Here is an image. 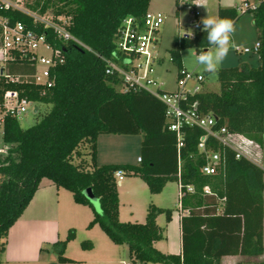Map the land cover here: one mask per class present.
<instances>
[{"label":"trees","instance_id":"obj_1","mask_svg":"<svg viewBox=\"0 0 264 264\" xmlns=\"http://www.w3.org/2000/svg\"><path fill=\"white\" fill-rule=\"evenodd\" d=\"M252 1L251 5L243 1L252 7L240 14L251 16L259 44L257 66L217 69L218 92L187 95L182 106L213 117L217 129L224 127L228 134L240 136L259 149L264 136V0ZM149 2L37 0L26 6L32 13L51 11L68 18V32L89 51L73 44L65 46V61L50 73L49 87L31 79H20L15 84L0 81V101L3 92L14 90L37 107L36 121L26 129L20 128L15 118L3 120L0 254L5 250L9 229L28 206L42 179L69 192L75 204L92 208L84 196L90 190L101 213H93L87 227L98 226L114 245H126L136 264H221L223 257H241L244 264H257V258L264 254V171L245 157L236 159L233 151L224 148L216 172L202 174L205 158L197 145L203 132L182 127L183 146L177 150L164 106L143 90L121 92V80L105 74L104 61L116 54L115 38L123 21H140ZM240 14L235 8L217 10L218 17L231 20L233 25ZM0 18L43 32L29 16L16 10H0ZM199 21L195 17L193 23ZM201 27L191 37L173 39L168 53L177 70L176 80L185 72L179 59L181 50L193 49L198 54L211 48ZM5 72L15 77L32 75L34 67L16 60L5 66ZM100 135H141L139 165H97L96 142ZM207 147L214 149L216 143L210 140ZM118 170L124 177L141 179L151 194L160 193L169 181L177 182L182 193L178 206L185 212L179 223L178 255L164 254L153 247L164 239L156 217L164 214L169 222L171 210L151 205L143 224L119 221L114 177ZM72 238L70 232L51 246L58 263L73 262L63 256ZM81 248L89 250L92 245L82 243Z\"/></svg>","mask_w":264,"mask_h":264},{"label":"built area","instance_id":"obj_2","mask_svg":"<svg viewBox=\"0 0 264 264\" xmlns=\"http://www.w3.org/2000/svg\"><path fill=\"white\" fill-rule=\"evenodd\" d=\"M199 1L196 0L195 2ZM251 7L244 3L239 11L243 12ZM190 8L197 18L199 13L196 11L194 2ZM0 10L22 12L31 18L33 25L43 29V32L38 33L35 28H29L19 22L10 24L7 20L0 18V81H4V83L15 84L20 79L23 81L31 79L35 84L49 87L52 85L50 73L65 61V46L73 44L78 49L89 51L86 46L68 32L69 19L64 16H55L51 11L43 14L32 13L25 8L24 0H0ZM163 22L164 17L160 13L149 11L144 14L140 21L132 18L125 19L115 38L116 54L113 55L112 59L104 61L106 65L105 74L121 80V92L129 89L143 90L164 106L168 130L175 134L177 150L183 146L180 131L182 127L198 128L203 132L197 145L198 152L203 154L205 158V165L201 169L202 174L210 176L216 172L220 162L221 150L224 148L233 151L236 159L240 157L249 159L243 152V148L254 146L251 142L240 136L228 134L224 127L217 129L213 117L204 116L195 109L183 108L182 104L187 95L201 92L198 87L204 80L201 75L184 72L175 81L177 87L173 92L160 90L156 83L149 79L151 65L156 56L157 32ZM197 25V23L194 24V30L199 29ZM258 47L259 44L255 43L252 49L235 48V52L257 53ZM16 60L22 61L27 66H33V74L17 77L7 75L5 66L14 64ZM189 82H193L195 85L191 90L186 89ZM33 105L27 99L20 98L17 91L7 90L3 92L0 101L1 131L5 117L17 119L26 114L28 108ZM210 140L216 143L214 149L207 147V142ZM2 152L0 150V153ZM137 161L140 162V159ZM114 177L116 182H121L124 178L123 172L121 170L116 171ZM186 190L190 192L191 188L187 187ZM181 197L182 193L178 185V201Z\"/></svg>","mask_w":264,"mask_h":264},{"label":"rangeland","instance_id":"obj_3","mask_svg":"<svg viewBox=\"0 0 264 264\" xmlns=\"http://www.w3.org/2000/svg\"><path fill=\"white\" fill-rule=\"evenodd\" d=\"M35 1L37 0H24L25 8H27L26 6L32 5ZM243 1L244 0H203L201 3H196V11L199 13L196 19L201 20L206 15L217 16V10L218 8H222V4L228 5V8H235L240 14L239 10L243 7ZM247 2L251 3L252 0H247ZM147 11L160 13L164 17V22L157 32L156 56L151 65V72L148 77L156 83L160 90L173 92L177 87L175 82L177 70L170 62L168 52L172 48V42L175 37L180 38L186 36L187 33L190 35V32L193 34L196 31L193 29L196 23H193L195 21L194 12L190 10V2L188 0H150ZM233 26L234 31L230 34L229 51L217 69L239 67L243 64L252 67L257 66L258 62L255 52H250L248 54L235 52V48L250 49L256 43L251 16L245 13L240 14L239 19ZM210 50L212 49L210 48L208 51ZM195 55L196 53L193 49H183L180 51L179 59L182 69L186 73L197 74L203 77V83L198 86L201 92L217 93L219 85L215 72L205 71L202 66L196 64ZM194 86L193 82H189L186 85V89L191 90ZM34 107L36 106H30L26 114L17 118L20 128L26 129L35 123L36 117L33 113ZM43 109L44 108L40 106V111ZM1 137L2 131L0 129V150L3 148ZM100 138V161L104 159V155L108 154V152L115 151V158L118 159V161H123L126 165H139L137 159L140 157L141 135H104ZM109 144L112 145L109 146ZM243 152L253 163L264 171V136L259 149L250 146L243 148ZM116 184L119 189L118 219L121 223L129 222L143 224L147 209L151 205L156 208L171 210L173 218L177 215V182H167L158 194H151L146 184L138 177L125 176L121 182H116ZM87 210L90 217H92L93 213H101L99 205L92 206V208L87 207ZM172 217L169 222L165 221L164 214H159L156 217L157 226L164 231V239L154 243V248L166 250L175 245L176 241L172 239L171 235V229L174 228ZM91 220L90 218V221ZM87 226L88 225L71 228L66 234H63L62 240H64L70 232L73 233V238L67 243L63 254L64 257L71 259L73 262L63 264H136L130 256L126 245H114L98 226H93L92 228H88ZM105 242L114 248L113 251L105 248ZM82 243H90L92 248L83 250L81 248ZM50 252L53 254L51 249ZM260 260L264 261V254ZM51 264L60 263L54 261V263Z\"/></svg>","mask_w":264,"mask_h":264},{"label":"crops","instance_id":"obj_4","mask_svg":"<svg viewBox=\"0 0 264 264\" xmlns=\"http://www.w3.org/2000/svg\"><path fill=\"white\" fill-rule=\"evenodd\" d=\"M188 1L190 2V6L194 2L195 8L196 3L203 2V0H200L199 2H195L196 0ZM248 4H253V1ZM221 6L222 8H228V5L225 4H222ZM102 136L104 135H100L96 142L97 165L124 164L123 161H118V159L115 158V151L108 152V154L104 155V159L100 161L101 152L99 144L100 137ZM109 142L111 143L110 140ZM110 145L112 144H109V146ZM117 192H119L118 185ZM87 211V207L77 205L73 202L72 196L69 192L63 189H56L51 181L42 179L28 206L8 231L5 250L0 254V264H51L54 263V261L56 262V256L54 253L52 254L50 252L51 246L55 242L62 240L63 234H66L69 229L88 225L93 214L92 217H90ZM183 214H185V212L180 211L178 206L177 215H175L174 218L171 215L172 223L174 222V228L171 229V235L172 239L176 241L175 245L172 248L166 249L167 251L165 249L155 248L157 251L164 254L168 253L170 255H178L180 253L179 223L180 217ZM104 245L106 249L113 251L114 248H112V246H109L106 242ZM262 257L263 255L257 258V264H264V261L260 260ZM221 264L244 263L242 262L241 257H223L221 259Z\"/></svg>","mask_w":264,"mask_h":264},{"label":"clouds","instance_id":"obj_5","mask_svg":"<svg viewBox=\"0 0 264 264\" xmlns=\"http://www.w3.org/2000/svg\"><path fill=\"white\" fill-rule=\"evenodd\" d=\"M200 25V30L206 34L204 39L212 50L196 54L195 63L205 71L215 72L229 51L230 34L234 31V26L229 19L209 15L199 21L197 26ZM187 35L191 37L192 33Z\"/></svg>","mask_w":264,"mask_h":264},{"label":"water","instance_id":"obj_6","mask_svg":"<svg viewBox=\"0 0 264 264\" xmlns=\"http://www.w3.org/2000/svg\"><path fill=\"white\" fill-rule=\"evenodd\" d=\"M36 111H37V107H34V109H33V113L35 114ZM84 196H85V198L90 202V204H91L92 206H96V205H98L96 199L93 197V195H92V193H91L90 190H86V191L84 192Z\"/></svg>","mask_w":264,"mask_h":264}]
</instances>
